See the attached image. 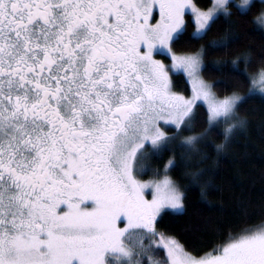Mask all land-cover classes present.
<instances>
[{"label":"snow or ice","instance_id":"obj_1","mask_svg":"<svg viewBox=\"0 0 264 264\" xmlns=\"http://www.w3.org/2000/svg\"><path fill=\"white\" fill-rule=\"evenodd\" d=\"M257 6L264 35V0H0V264H264V221L202 256L157 230L164 209L184 207L174 156L162 180L139 178L177 137L203 161L221 125L217 154L247 127L240 110L264 99V56L255 71L251 49L215 62L236 81L224 95L201 72ZM173 70L191 96L174 90ZM205 172H190L202 193Z\"/></svg>","mask_w":264,"mask_h":264},{"label":"trees","instance_id":"obj_2","mask_svg":"<svg viewBox=\"0 0 264 264\" xmlns=\"http://www.w3.org/2000/svg\"><path fill=\"white\" fill-rule=\"evenodd\" d=\"M195 2L203 5L205 0ZM259 11V6L254 7L246 20L238 22L240 39L232 49L227 52L209 51L204 57L201 75L217 85L219 95H224L225 89L233 90L236 81L228 75L227 67L223 73L216 71L215 62H227L230 65L238 52L251 49L256 61L249 71L259 67V58L264 56V35L254 30V17ZM190 19L189 14L186 21ZM193 28L194 25L190 26L188 32L191 33ZM223 31L224 25H219L214 35ZM201 43L206 42L182 43L177 45L176 51L195 52ZM243 67L241 63V70ZM249 85L250 80L239 91L246 92ZM173 88L185 96L189 95L188 84L181 73L173 74ZM202 112L206 114L205 107ZM240 116H247V127L238 129L219 154L215 145L223 142L220 129L208 142L207 159L203 161L195 151L186 154L178 147L183 143L182 137H177L175 145L162 157L151 161L150 168L154 171L147 176L157 178L169 157L174 156L178 164L168 174L185 193L183 209L180 212H163L157 219L156 228L159 232L175 236L187 250L198 256L226 242L230 234H237L246 227L257 226L264 221V99L257 97L245 104L240 110ZM205 122L206 116L201 119L195 131H200ZM197 168L206 170L204 179L209 182L203 193L201 185L191 183L190 172ZM160 254H164L162 248Z\"/></svg>","mask_w":264,"mask_h":264},{"label":"rangeland","instance_id":"obj_3","mask_svg":"<svg viewBox=\"0 0 264 264\" xmlns=\"http://www.w3.org/2000/svg\"><path fill=\"white\" fill-rule=\"evenodd\" d=\"M189 14H190V16H191V13H190V10H189ZM156 16H157V18H159V10H158V8L156 9ZM192 31H194V28H193V30ZM164 56H157L156 58L157 59H161V60H164V62L166 63V64H171V59H170V56L166 59L165 57V59L163 58ZM179 73H181L182 75H184V77H185V80H186V82H187V84H188V87H189V95H187V96H191V94H192V89H191V82H190V80L188 79V77H187V75L186 74H184L182 71L181 72H179ZM173 74H177L176 73V71L175 70H173ZM205 108H206V106H205ZM161 123L163 124L164 122L163 121H161ZM223 127H224V125H221L220 127H219V129H220V131L222 132V130H223ZM238 130V129H237ZM236 130V131H237ZM165 165H163V167H162V169H161V175L159 176V177H157V178H155L154 176H147V175H149L151 172H153L154 171V169H152V168H148L147 169V171L146 172H144V173H141V175H140V179L141 180H144V181H152V180H162L163 179V177H164V175H165ZM169 175V174H168ZM153 192H154V189L153 188H148V189H145V195H146V198L147 199H151L152 198V195H153ZM165 211H171V212H180L181 210H174V209H171V208H166V209H164L162 212H161V214L163 213V212H165ZM161 214L157 217V219L161 216ZM122 226V225H121ZM159 237H157V239H158Z\"/></svg>","mask_w":264,"mask_h":264}]
</instances>
